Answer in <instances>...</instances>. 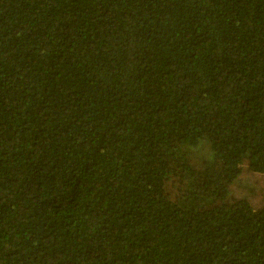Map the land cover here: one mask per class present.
I'll use <instances>...</instances> for the list:
<instances>
[{
  "label": "trees",
  "instance_id": "16d2710c",
  "mask_svg": "<svg viewBox=\"0 0 264 264\" xmlns=\"http://www.w3.org/2000/svg\"><path fill=\"white\" fill-rule=\"evenodd\" d=\"M0 264H264V0H0Z\"/></svg>",
  "mask_w": 264,
  "mask_h": 264
},
{
  "label": "rangeland",
  "instance_id": "374dc122",
  "mask_svg": "<svg viewBox=\"0 0 264 264\" xmlns=\"http://www.w3.org/2000/svg\"><path fill=\"white\" fill-rule=\"evenodd\" d=\"M203 153H204L203 149H197L196 153H195V156H199L200 157V155L203 154Z\"/></svg>",
  "mask_w": 264,
  "mask_h": 264
}]
</instances>
